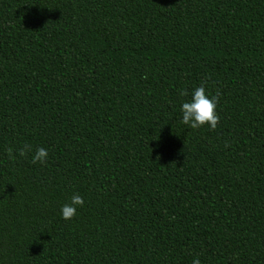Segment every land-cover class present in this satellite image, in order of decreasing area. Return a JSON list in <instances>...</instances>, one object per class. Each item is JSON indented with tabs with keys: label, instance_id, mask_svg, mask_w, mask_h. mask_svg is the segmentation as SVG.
Wrapping results in <instances>:
<instances>
[{
	"label": "trees",
	"instance_id": "trees-1",
	"mask_svg": "<svg viewBox=\"0 0 264 264\" xmlns=\"http://www.w3.org/2000/svg\"><path fill=\"white\" fill-rule=\"evenodd\" d=\"M194 257L264 264V0H0V264Z\"/></svg>",
	"mask_w": 264,
	"mask_h": 264
},
{
	"label": "clouds",
	"instance_id": "clouds-1",
	"mask_svg": "<svg viewBox=\"0 0 264 264\" xmlns=\"http://www.w3.org/2000/svg\"><path fill=\"white\" fill-rule=\"evenodd\" d=\"M181 96L188 95L185 90H181L179 93ZM217 97L206 94V90L203 85L196 86L190 93V99L182 102L179 106L180 110V123L188 125L190 128L196 129L203 125H207L209 130L216 128L218 123V115L216 113ZM17 155L24 157L26 152L31 153L32 163L43 164L48 156V150L43 147H38L33 152L28 145L18 148ZM9 158L11 156L12 149H7ZM83 204V199L79 194H73L70 197L68 203L61 205L60 216L62 219L70 220L76 215L77 207ZM191 264H201L198 257L192 259Z\"/></svg>",
	"mask_w": 264,
	"mask_h": 264
}]
</instances>
